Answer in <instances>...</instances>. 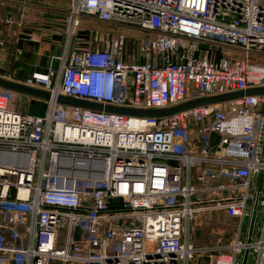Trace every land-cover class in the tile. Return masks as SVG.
<instances>
[{
  "label": "built area",
  "instance_id": "1",
  "mask_svg": "<svg viewBox=\"0 0 264 264\" xmlns=\"http://www.w3.org/2000/svg\"><path fill=\"white\" fill-rule=\"evenodd\" d=\"M82 18L102 26L89 43L21 83L155 110L264 86V0H69L66 37ZM17 95L0 88V264H241L245 249L246 264H264V95L168 116L53 97L30 113ZM205 212L235 221L227 243L190 241Z\"/></svg>",
  "mask_w": 264,
  "mask_h": 264
},
{
  "label": "crops",
  "instance_id": "2",
  "mask_svg": "<svg viewBox=\"0 0 264 264\" xmlns=\"http://www.w3.org/2000/svg\"><path fill=\"white\" fill-rule=\"evenodd\" d=\"M68 3L69 0H13L11 4H0V17L5 15L7 10L15 20L19 19L21 11L26 15L22 27L0 23L1 76L23 82L32 71H44L49 64L56 68L58 64L52 56L64 55L71 49L84 47L89 43L93 30L102 26L92 18H82V24L74 35L66 37L62 16L68 8ZM54 11H57L58 15L54 16ZM18 95L16 106L20 110L17 99L23 101L26 104L24 107L27 108L24 112L32 113L30 110L35 107L32 106L33 102H44L22 93Z\"/></svg>",
  "mask_w": 264,
  "mask_h": 264
},
{
  "label": "water",
  "instance_id": "3",
  "mask_svg": "<svg viewBox=\"0 0 264 264\" xmlns=\"http://www.w3.org/2000/svg\"><path fill=\"white\" fill-rule=\"evenodd\" d=\"M0 88L10 90L13 92H16L18 94H23L29 97L39 98L42 100H49L50 98H54V100L58 103L70 105V106H76V107H82V108H88L93 110H99L104 112H112V113H118L128 116H168L173 113H176L181 110H185L188 108H192L198 105L202 104H209V103H216V102H222L234 98H239L243 95H264V86H256L252 88H248L245 90H237L232 92H227L219 95H213L208 97H202L198 99H192L189 101H185L183 103L167 107V108H159V109H141V108H133V107H122V106H113V105H104L97 102L82 100L78 98L68 97L60 94H55L54 96L51 95L50 92L34 87H30L27 85H24L21 82L14 81L11 79H8L6 77H3L0 75ZM113 201H120L119 198L113 199ZM256 210H257V201L254 200L252 204L251 213L248 220V226H247V237L246 240L249 242L251 240L253 231H254V224L256 219ZM248 256V250L245 249L242 254L241 258V264H246Z\"/></svg>",
  "mask_w": 264,
  "mask_h": 264
},
{
  "label": "rangeland",
  "instance_id": "4",
  "mask_svg": "<svg viewBox=\"0 0 264 264\" xmlns=\"http://www.w3.org/2000/svg\"><path fill=\"white\" fill-rule=\"evenodd\" d=\"M50 7V6H49ZM19 96V95H18ZM17 103L21 107L20 110L26 111L24 107L26 104L17 99ZM196 224L193 233L191 232L190 241L197 247H208L212 245H219L227 243L234 234L236 223L233 219L225 217L222 213L205 212L202 215L197 216ZM259 215H256L255 227L253 233L257 229V222ZM247 223L244 221L242 226V232L240 238L243 240L244 235L247 234Z\"/></svg>",
  "mask_w": 264,
  "mask_h": 264
},
{
  "label": "trees",
  "instance_id": "5",
  "mask_svg": "<svg viewBox=\"0 0 264 264\" xmlns=\"http://www.w3.org/2000/svg\"><path fill=\"white\" fill-rule=\"evenodd\" d=\"M36 101V100H35ZM32 109L30 110L32 113H40L42 114L45 111V107H46V103L42 102V101H36L32 103Z\"/></svg>",
  "mask_w": 264,
  "mask_h": 264
}]
</instances>
